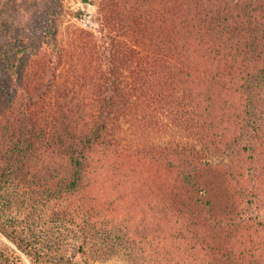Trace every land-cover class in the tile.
I'll list each match as a JSON object with an SVG mask.
<instances>
[{"label":"trees","instance_id":"1","mask_svg":"<svg viewBox=\"0 0 264 264\" xmlns=\"http://www.w3.org/2000/svg\"><path fill=\"white\" fill-rule=\"evenodd\" d=\"M9 4L0 264H264V0Z\"/></svg>","mask_w":264,"mask_h":264},{"label":"rangeland","instance_id":"2","mask_svg":"<svg viewBox=\"0 0 264 264\" xmlns=\"http://www.w3.org/2000/svg\"><path fill=\"white\" fill-rule=\"evenodd\" d=\"M9 1L10 0H0V10L2 11V14L9 20V22H12L14 18ZM98 2L99 0H61V5L58 9L56 18L57 36L61 42H67L74 28L78 26L92 30L97 35H99L97 22ZM2 41L4 43L7 41V36L5 33H1L0 35V42ZM144 131L145 133H143ZM133 132L134 131L132 129H128L127 131L128 135L134 140H138L141 137V141L145 137L156 141L169 140V138L172 136L171 134H174V132L167 127H162L161 130L158 127L156 129H142V127H140V129L136 128V134H133ZM143 134L145 137H143ZM126 161L131 167H135L131 157H127ZM145 165L146 163L142 161L140 167L143 168ZM26 261L29 263L28 259ZM96 264L130 263L122 256L115 254L105 261L96 262Z\"/></svg>","mask_w":264,"mask_h":264}]
</instances>
